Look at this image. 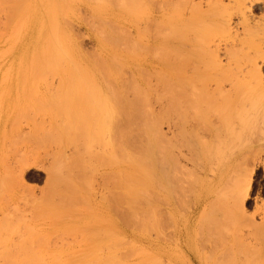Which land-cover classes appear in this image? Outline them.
Returning <instances> with one entry per match:
<instances>
[{
  "label": "rangeland",
  "instance_id": "374dc122",
  "mask_svg": "<svg viewBox=\"0 0 264 264\" xmlns=\"http://www.w3.org/2000/svg\"><path fill=\"white\" fill-rule=\"evenodd\" d=\"M52 1L69 4L60 6L69 70L25 72L33 31L22 18L18 35L6 32L0 170L8 173L0 196L17 188L21 215L17 230L0 231V264H262L264 0H222L231 17L215 18L205 31L214 42L224 39L226 26L236 36L229 59L219 52L221 91L210 89L214 99L205 100H215L219 110L211 113L200 100L209 111L199 109L196 118L197 161L181 156L176 67L169 73L164 66V18L174 23L183 15L166 4L181 0ZM47 2L25 0L27 8L19 7L25 15L29 5ZM234 2L245 4L241 15L249 26L240 25ZM189 11L192 19L190 9L182 13L186 18ZM201 11L215 17L214 6ZM189 31L186 25L169 32L173 52ZM215 126L222 130L217 141L209 136ZM14 153L21 158L18 185L8 165ZM143 159L150 182H141L146 190L139 200L127 201L125 221L128 203L121 196L135 175L129 166ZM54 175L59 180L51 184Z\"/></svg>",
  "mask_w": 264,
  "mask_h": 264
},
{
  "label": "bare ground",
  "instance_id": "6f19581e",
  "mask_svg": "<svg viewBox=\"0 0 264 264\" xmlns=\"http://www.w3.org/2000/svg\"><path fill=\"white\" fill-rule=\"evenodd\" d=\"M35 1H37V0H35ZM47 1L48 2L45 4L44 8H42V7L41 8H37V7L33 8L32 7V9H31V5L28 4L30 6V10L28 8L26 10L27 13L25 15H23L22 12H24V9L27 8L26 7L27 5H24L25 0L24 1L22 0L23 3L21 2V0H0V74L2 73V71H5V67H6V66H4L5 64H4V60H3L4 55H5V47L4 46L6 45V40H7L6 37H8L6 35L9 34V33L6 34V32L9 29L10 31H12V34H14L15 36L18 35L19 28L21 29V26L23 24H25V22L28 23L27 25H29V27L33 31L34 41L32 42V49H31L30 53L28 52L27 58H30L29 62H25L24 59L22 60L23 62L21 63V66L23 67V70L24 71L28 70L29 72L56 70V68H58L62 72L64 70H69V67L65 65V61H68V59L71 56L68 55V53H69L68 50L66 48L64 49V47L66 46L65 44L69 41V39L67 37L69 34H67V36H66V34L63 31L62 26H61V20H62L61 15L64 14L63 13L64 10L62 8L65 5L68 6L69 4L64 3L65 4L64 5L63 3H60V2L57 3L56 1L54 2L52 0H47ZM104 1L105 0H103V3H101V4H104L103 6H105V4L107 3V0L105 2ZM61 2H64V1H61ZM101 2H102V0H101ZM221 2H222V0H198V2H195V0H181V2H179V3L176 2L175 5H173V3L171 4V1H168L166 4V8H172V6L178 7L179 10L181 11V14H183V15H181V18L179 17V19L174 23L170 20L169 17L164 18V23L167 26V35H168V36L166 35L167 39L165 40V49L168 53V56H166L167 58H165L164 66H165L166 71H169V73H171L173 71L172 70L173 67H176L175 86H176L177 98H178V103H179V116H180V120H179L180 121V134H181L180 135V137H181L180 153H181L182 158H184V159H189V157H190V160L195 161L197 153L199 152L198 149L196 148V140L199 138V136H198V124H199V122H197L198 120L196 118L200 116V114L198 115L199 109L204 108L203 106L200 105V104H202L200 100L202 98L203 99L205 98L202 101L207 100V98L211 95V91L212 92L215 91L214 93L221 91L224 73L221 70L223 65L219 59V52L223 50V55L227 59L230 58L231 50L229 53L227 46L230 45L229 40L230 39L233 40L232 36H234L235 33L231 36L229 28L226 26L227 29L225 30V28H224V30H225L224 39L219 40L218 42H214L212 40H209L208 34H205V31L208 29L211 22L215 18L220 19V20L222 19L221 21L226 22L227 20H229L228 18L231 17V12H229V8L228 7H226V8L222 7L220 5ZM8 3H10V6ZM234 3H236V2H234ZM234 3H232V4H234ZM109 4H110V2H109ZM111 4L112 5L114 4V6H115L114 2H112ZM240 4L238 3V5H237V3H236V5L235 4L233 5L234 7L232 6L234 8L233 12L237 11V13L239 14V12L241 11L239 14L241 16V21H242V22H240V25L245 27L246 22L242 18L241 13H244L243 10H245L246 7H244L245 6L244 3H240ZM7 5H8V8H7L8 10H6ZM122 5H123L122 1L120 2V5L118 2V6L119 7L121 6L120 8L127 7V5H125V6L123 5L124 7ZM19 6H21V8L22 7H26V8H24L23 11H21ZM203 6H207V7L208 6H214L215 17L209 16V15H207L206 12L201 11ZM241 6H243L244 8ZM129 7L125 8V10L129 9ZM233 8H231V9H233ZM189 9L191 10L192 14H194L192 16L193 23H192V19L190 17V11H189V16H187L186 18L184 16V13H182V11H184L186 13V11H188ZM231 9H230V11H231ZM65 11H66V9H65ZM127 11L131 12L130 10H127ZM7 13H9L10 18L7 16L8 15ZM8 18L10 21L8 20ZM22 18H23L24 22L22 21ZM25 18H28V20H26ZM224 20H226V21H224ZM96 21H97V19H96ZM22 22H23V24L20 25V23H22ZM87 22H88V20H87ZM62 24H64V23L62 22ZM192 24H193V27L191 29ZM186 25L190 26V31L185 37H183V38H181L180 36L178 37L179 41L177 39L176 49H175V52H173V49H172V40L173 39L169 36V32L171 30H174L175 28L180 29L182 27H185ZM63 26L65 28V24ZM246 26H249V25H247V23H246ZM243 27H242V30H243ZM244 30H246V29H244ZM235 36H236V34H235ZM16 38L17 37H15V39ZM110 40H112V39H110ZM17 41H18V39H17ZM170 55L174 56V57L171 59ZM19 69H20V66H19ZM214 71H220V72L219 73H213ZM170 76H171V77H169L170 81L169 82L167 81L168 83L166 84V85H168L167 86V88H168L167 94L169 97V98L167 97L168 102L171 101V95H172L171 94L172 93V89H171L172 85H170V83L172 82L173 75L171 74ZM200 79L204 80V83L199 84ZM171 84H173V83H171ZM211 86H214V88L213 87L210 88ZM210 89H211V91H210ZM213 96L214 95L212 93V96H210V97L212 98ZM212 99H214V98H212ZM214 101L215 100H213L211 104L209 102L205 101L206 102L205 104L209 103V106H206L203 102V104L205 105V107L207 109H208V107L210 108V112H211V110L212 111L215 110V109L213 110V108L216 107L214 105V103H216V102H214ZM210 106L211 107L213 106L212 109ZM206 108H204L206 110V112L209 111ZM217 110H219V109H217ZM217 110H215V112ZM200 112L202 113V111H200ZM203 112H204V110H203ZM223 130H224V128H223ZM15 132H17V130ZM219 132H222V130L220 131V129L217 128L216 126L212 127V129L210 128L209 136L211 138H213L215 141H217L220 137ZM118 135H120V134H118ZM118 140L120 141V139H118ZM120 145H121V143H120ZM125 155H127V154H125ZM10 160H11L10 164L8 163V165L11 166L10 172H11V176H12L13 181H14L13 183L15 185H18L20 182V179L22 177V169H21V163H20L21 158H20L18 153H16V154L14 153V155L12 156V158H10ZM143 160L144 161L135 160L129 166V168L132 169L131 170L132 175L135 174L134 177L132 176V178H131V179H135V181H134L135 183L133 182V180L131 181V179H130V181L128 183L133 184V186L132 187H131V185L128 187L125 186L126 189H128V192H127V194L125 193V195L123 194V196H121V197H123L124 202L126 200V203H128L127 202L128 200H134V199L139 200V198H141L140 193H142V190H143V194H144V190H146L145 189L146 183H147V187H148V184L150 182L149 176H148L147 171H146L147 161H146V159H143ZM208 161H207V163H208ZM119 163H121V162H119ZM212 165H214V164L211 162H210V165H208L206 163L204 164L205 168H210L214 171ZM119 166H120V164H119ZM121 170H124V169L119 168V171H121ZM128 172H130V170H128ZM7 173H8L7 168H5L4 171L0 170V186L4 185L3 183L5 182V179L7 177ZM128 174L131 176V172ZM128 174H126V175L128 176ZM120 175H122V174H120ZM135 176H136V178H135ZM56 177H55V175L53 177H51V181H52V182L50 181L51 184H54L57 182V180H59L57 175H56ZM136 179H137V181H136ZM119 181H120V178H119ZM124 181H126V180H124ZM137 182H138V184L140 183V185H137ZM141 182L145 185L143 186ZM143 194H142V196H143ZM0 195H1V193H0ZM121 197L119 196L118 199L121 200L122 199ZM127 208H128L127 213L125 212V214L122 215V218L125 221L129 220L126 218H130V216L128 215V212L131 215L130 203H128ZM144 209L147 210V208H144ZM148 212H149V210L145 211L144 213L147 215ZM20 213L21 212H20V207H19V194H18L17 188L14 190V192L11 195H8L5 197L0 196V231L1 230L2 231H6V230L10 231L11 230L12 231L14 229L17 230V228L19 226L20 215H21ZM263 218H264V212H263ZM145 219H147V216ZM263 226H264V222H263ZM261 257H262V262H263L262 264H264V252H262Z\"/></svg>",
  "mask_w": 264,
  "mask_h": 264
}]
</instances>
